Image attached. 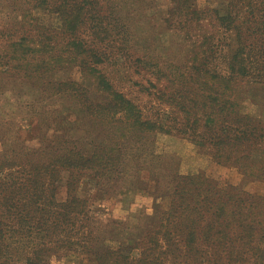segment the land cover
Wrapping results in <instances>:
<instances>
[{
    "label": "rangeland",
    "instance_id": "rangeland-1",
    "mask_svg": "<svg viewBox=\"0 0 264 264\" xmlns=\"http://www.w3.org/2000/svg\"><path fill=\"white\" fill-rule=\"evenodd\" d=\"M24 1L0 0V169L19 178L32 163L45 166L46 159L37 161L35 150H43L50 158L70 150L84 156L110 154L105 169L66 168L57 163L52 172L57 202L72 196L85 201L82 223L87 225L91 247L96 236L104 238L107 247L116 248L120 241L132 242L143 234L148 220H155L167 206L177 173H201L264 196L261 165L251 164L253 175L246 176L231 159L217 158L215 146H198L179 130L185 121L181 96H186L192 116L199 120L209 110L208 105L202 107L204 79L193 67L215 43L218 51L212 52L211 67L222 69V28L212 10L222 9L227 0H188L197 17L205 20L186 22L170 17L172 0H107L99 11V24L94 26L96 20L89 19L75 36L57 34L58 49L35 56L10 46L16 39L13 29L22 27L14 19L21 16L14 7L29 2L32 13L36 2ZM47 2L50 9L60 7L58 2ZM33 13L57 24L56 14L47 9ZM25 25L27 34L29 25ZM72 37L87 49L102 52L103 57H98L103 60L96 62L89 52L67 46ZM57 53L61 60H51L46 69L43 60ZM100 73L114 90L141 105L143 117L169 124L171 131L145 132L129 126L130 118L124 111L116 112L110 92L99 84ZM239 93L241 113L264 122V84L242 82ZM168 94H173V102L166 101ZM51 236L54 240L59 233ZM54 245L59 247V241ZM57 250L49 258L52 264H96L90 253Z\"/></svg>",
    "mask_w": 264,
    "mask_h": 264
},
{
    "label": "trees",
    "instance_id": "trees-1",
    "mask_svg": "<svg viewBox=\"0 0 264 264\" xmlns=\"http://www.w3.org/2000/svg\"><path fill=\"white\" fill-rule=\"evenodd\" d=\"M35 1L32 13L28 0L24 1L27 4L14 7L16 14L21 15L14 19L22 27L13 29L16 39L10 43L15 51H27L32 56L55 52L60 43L55 42L57 34L65 36L69 32L75 36L89 19L96 20L94 26L99 24V11L105 9L107 0H52L60 4L54 10L48 8L47 0ZM172 3L170 17L180 22L205 20L197 17L198 11L191 9L190 1ZM34 9L55 13L57 24L42 21L33 13ZM212 11L219 29L222 28V69L211 67L215 55L212 52L218 51V45L212 43L206 48V56L196 60L193 67L194 73L204 79L202 107L208 105L209 110H204L199 120L192 116L186 96H181L185 121L179 130L198 146H215L217 158L231 159L246 176L253 175V164L261 165L263 173L264 122L241 113L239 100L243 96L237 92L242 82L264 84V0H227L222 9ZM25 23L29 25L27 34ZM66 42L73 49L76 46L89 52L96 62L103 60L98 57H103L102 52L87 49L76 37ZM51 60L59 62L60 54L43 60L46 69ZM98 79L110 92L114 106L118 107L116 112L124 111L130 118L129 126L145 132L171 131L169 124L143 117L141 105L114 90L104 74L100 73ZM174 100L173 94L166 96V101ZM167 113L164 111L165 120H169ZM33 155L37 161L44 158L47 162L45 166L32 163L24 177H14L0 169V264H52L49 258L57 249L90 253L96 264H264V196L221 184L201 173H177L167 206L155 220H148L143 234H137L132 242L120 241L116 248L107 247L106 240L96 236V245L91 247L87 225L82 223L85 201L76 196L64 202L55 200V188H51L54 166L60 163L66 168L105 169L110 165V154L94 152L84 156L70 150L50 158L43 150H35ZM243 162L246 164L241 166ZM57 232L59 238L52 240L51 235ZM52 241H59L60 246Z\"/></svg>",
    "mask_w": 264,
    "mask_h": 264
}]
</instances>
